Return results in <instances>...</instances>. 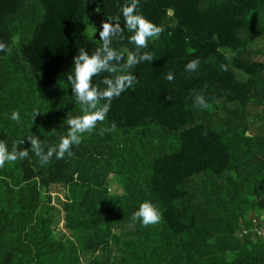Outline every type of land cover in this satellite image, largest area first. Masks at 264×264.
<instances>
[{"label": "trees", "instance_id": "obj_1", "mask_svg": "<svg viewBox=\"0 0 264 264\" xmlns=\"http://www.w3.org/2000/svg\"><path fill=\"white\" fill-rule=\"evenodd\" d=\"M129 2L0 0V42L11 49L0 51V99H27L19 123L0 113L9 150L34 134L46 151L67 134V116L83 107L67 81L73 57L95 51L107 19L123 26ZM138 12L164 31L104 123L72 157L41 167L25 142L28 158L0 168V264H264V0H140ZM131 35L112 47L135 51ZM54 187L65 189L62 229ZM144 201L161 222L129 228Z\"/></svg>", "mask_w": 264, "mask_h": 264}, {"label": "clouds", "instance_id": "obj_2", "mask_svg": "<svg viewBox=\"0 0 264 264\" xmlns=\"http://www.w3.org/2000/svg\"><path fill=\"white\" fill-rule=\"evenodd\" d=\"M140 0H130L122 6L124 18L123 26L120 24L119 17L107 19L102 23V30L99 31L100 44L95 51L89 54L83 47L79 48L77 55L73 57V71L67 75L71 91L77 103L82 105V114L67 116L68 131L66 135L60 137L58 144L50 146L45 151L44 145L36 135H28L23 140L12 145L11 150L4 140H0V168L6 163H14L18 160L23 161L28 158L29 149L21 148L25 142L30 144L31 151L38 158L41 167L49 164L53 157L61 160L67 155L72 157V147L79 146L85 134H92L98 125L103 124L111 108L113 99L118 98L123 92L133 87L137 83V77L132 74L131 69L142 62H152L153 55L148 51L150 40L158 39L164 29L154 22L148 20L138 12ZM125 29L132 33L128 37L129 42L134 45L135 51L124 49L123 52L117 51L112 47L113 40L123 39ZM0 51L10 52L11 49L0 42ZM126 53V55H125ZM230 59V57H226ZM199 59H193L185 65V71L192 73L199 69ZM221 69L226 71L227 67L221 65ZM102 73L110 75L104 76L100 81L105 87L100 88L93 84L95 77ZM166 79L171 82L175 79L172 72L167 73ZM170 100L171 97H168ZM194 106L201 109H208L209 102L202 93H195ZM40 114L34 112L33 120ZM11 119L20 122L18 111L11 113ZM116 124L113 122L110 127L102 128L100 135L105 132H115ZM203 136H207L206 131H202ZM162 213L150 201H144L139 205L132 217L129 228H134L136 222H140L144 227L154 226L161 222Z\"/></svg>", "mask_w": 264, "mask_h": 264}, {"label": "rangeland", "instance_id": "obj_3", "mask_svg": "<svg viewBox=\"0 0 264 264\" xmlns=\"http://www.w3.org/2000/svg\"><path fill=\"white\" fill-rule=\"evenodd\" d=\"M27 99H21V101H2L0 99V113L4 114L5 116H11V113L15 110L20 113L26 109L25 102ZM112 190L118 192L120 191V188L115 185V182L112 181L111 183ZM52 197H53V205L56 207V217L59 219V229L63 228V210H62V204L65 200V189L63 187H54L52 189Z\"/></svg>", "mask_w": 264, "mask_h": 264}, {"label": "built area", "instance_id": "obj_4", "mask_svg": "<svg viewBox=\"0 0 264 264\" xmlns=\"http://www.w3.org/2000/svg\"><path fill=\"white\" fill-rule=\"evenodd\" d=\"M257 231V234L260 236V237H263L264 238V227H258L256 229Z\"/></svg>", "mask_w": 264, "mask_h": 264}]
</instances>
